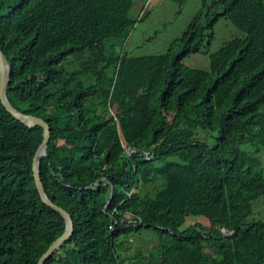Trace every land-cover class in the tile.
<instances>
[{"label": "trees", "instance_id": "16d2710c", "mask_svg": "<svg viewBox=\"0 0 264 264\" xmlns=\"http://www.w3.org/2000/svg\"><path fill=\"white\" fill-rule=\"evenodd\" d=\"M208 2L213 15L199 12L149 59L125 53L143 22L132 0H0L7 99L49 125L40 179L73 222L44 264H264V165L253 150L264 147V0ZM219 17L243 39L208 68L185 66ZM42 139L0 102V264H37L64 230L32 177ZM154 145L171 150V170L141 162Z\"/></svg>", "mask_w": 264, "mask_h": 264}, {"label": "rangeland", "instance_id": "374dc122", "mask_svg": "<svg viewBox=\"0 0 264 264\" xmlns=\"http://www.w3.org/2000/svg\"><path fill=\"white\" fill-rule=\"evenodd\" d=\"M208 6L209 2L203 6V0H187L181 7L169 0H132L130 14L133 17H136L137 14H143V22H137L130 31L125 45L126 55L144 56L145 58L149 57V59L164 56L169 53L174 41L182 39V35L187 31L191 20L199 12L198 17L201 18V22L206 14L213 15L215 13L209 11ZM141 10L142 13H140ZM203 27H205L204 32L207 33V26ZM212 32L213 37L207 39L209 45L205 43L198 54L186 58L183 62L185 66L195 69L208 68L211 54L231 52L243 39L237 28L222 17H219L218 21L213 24ZM237 39L238 41H236ZM226 44H230V48H226L227 50L223 52L222 49L225 48ZM146 68H149L148 70L153 69L149 65H146ZM136 71L137 76L142 74L138 78L139 81H142L145 78L143 75L145 72L142 73L137 68ZM253 150H255L256 155L260 157L261 163L264 165V147L253 146ZM257 211L258 209L254 207V212ZM254 217L253 214L252 218ZM134 237L137 238V235H134ZM139 239H143L144 243L148 241V238L142 236ZM132 248L134 250V246ZM130 253L131 251L128 254Z\"/></svg>", "mask_w": 264, "mask_h": 264}, {"label": "water", "instance_id": "95a60500", "mask_svg": "<svg viewBox=\"0 0 264 264\" xmlns=\"http://www.w3.org/2000/svg\"><path fill=\"white\" fill-rule=\"evenodd\" d=\"M9 75H10V67L7 63V60L3 54V52L0 50V102L1 105L4 107V109L18 122L23 124L27 128H33L36 126L41 127L43 132V139L36 150L33 160H32V177L34 179L35 188L38 192V195L41 199V201L47 205L48 207L52 208L56 212H58L62 219L64 220V230L62 234L55 239L51 245L48 247L45 253L41 255V257L38 259L37 264H44L48 258H50L58 249L59 247L71 236L73 231V222L70 217V215L62 210L57 205L53 204L45 194L44 188L41 183L40 179V159L45 156V148L47 145V142L49 140V134H50V128L49 125L43 121L42 119L33 116L24 114L22 112H19L16 110L8 101L7 95H6V88L7 84L9 82ZM123 142V139L121 140Z\"/></svg>", "mask_w": 264, "mask_h": 264}, {"label": "clouds", "instance_id": "9594fccd", "mask_svg": "<svg viewBox=\"0 0 264 264\" xmlns=\"http://www.w3.org/2000/svg\"><path fill=\"white\" fill-rule=\"evenodd\" d=\"M143 7L145 8V6H143ZM140 13H142V10L140 11ZM142 17H143V14H140V15L137 14L136 17H134V18L137 19V21H138V20L142 19ZM134 26H133V28H134ZM117 50H120V48H118ZM122 52H123V50H122ZM8 65H9V63H8ZM162 88L163 87L162 86H159V85L155 89H151V88L145 87V90H148L147 91V94H146V97H148V98L150 97V99L154 100L155 99V96L154 95H158L159 90H161ZM156 91H158V92L156 93ZM161 93H162V91H161ZM6 95H7V88H6ZM163 106H165V103L164 102H163ZM28 115H30V114H28ZM118 133H119V138H120V142L122 144V147L124 149H126L127 154H130V152H129L130 150H129V148L126 145V142L123 139L122 134H121V131L119 130V128H118ZM122 139H123V142L121 141ZM159 148L160 147H156V145H154V146H152V147H150V148H148L146 150H143V151H141L139 153V156H141V162H143L144 165L149 166L148 167V170L150 172H152V173H156V172H166V171H169V170H171L173 168V164L171 162L173 161L174 156L172 155L171 150H169L168 148H161V149H159ZM133 168H135V165H133ZM139 188H140V181L131 190V194L138 192ZM137 220H138V222L132 221V224H134V225L137 224V223L138 224H141V220L139 218H137ZM111 230H112V228H111Z\"/></svg>", "mask_w": 264, "mask_h": 264}]
</instances>
